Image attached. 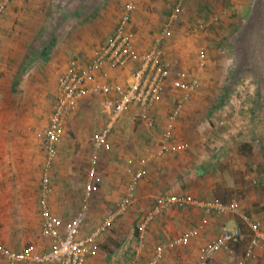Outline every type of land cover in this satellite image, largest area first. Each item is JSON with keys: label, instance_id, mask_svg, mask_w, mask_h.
Instances as JSON below:
<instances>
[{"label": "crops", "instance_id": "0c3cea01", "mask_svg": "<svg viewBox=\"0 0 264 264\" xmlns=\"http://www.w3.org/2000/svg\"><path fill=\"white\" fill-rule=\"evenodd\" d=\"M178 1L16 0L6 9L0 18L2 244L16 251L29 248L43 253L49 249V240L40 232L42 218L38 202L45 158L42 138L56 104L59 77L70 70L86 67L95 51L112 37L128 4L134 6L128 23L135 34L134 46L139 52L147 51L154 40L150 38V32L155 33V29L160 32ZM207 1L203 6L210 8L213 0ZM230 2L235 4L232 11L220 7L214 15L218 17V23L222 22L223 29L229 28L232 50L229 58L222 55L228 43L225 46L220 41L218 45V39L195 46L193 37L182 40L171 37L164 45L170 63L176 61L184 67L192 62L191 47L192 50L197 48L196 58L199 48H205V68L200 70L195 63V72L187 74L188 77L198 76L202 88L186 100L174 125L173 138L168 142L181 145L182 150L169 152L145 166L144 176L136 185L133 203L137 201L139 205V199L144 203L151 199L154 203L163 194L190 195L204 202L235 201L242 214L248 218L252 216V223L263 229L264 212L259 210H264V0ZM234 14L231 22L229 16ZM177 24L174 25L176 29ZM214 42L219 49H208ZM135 70V63H129L125 68L106 66L103 69L105 78L99 83L124 86L131 81ZM165 91L162 102L150 111L155 121L152 128L136 122V111L132 109L113 122L108 136L111 149L98 153L96 166V176L100 166V178L105 184L94 193L95 200L91 201L92 196H89L85 203L82 200L87 176L80 185V181L73 182L71 178L74 174L80 176L84 173L79 171L83 156L88 159L90 167L91 138L106 127L109 117L100 110L106 98L103 95H88L79 100L65 122L64 132L57 143L58 156L50 173L52 193L48 201L55 217L66 222L83 205L89 206L90 217L98 214L96 210L100 211L112 197L117 204L125 196L127 184L123 183L128 176L117 162L133 159L134 166L130 167L133 172L140 166L141 159L165 144L162 132L166 129L170 112L183 95L180 91L181 94L176 91V95L169 88ZM249 189L253 191L250 198L244 192ZM107 191L112 193L110 197L105 193ZM134 213V217L137 216L136 211ZM124 219L125 216L115 220L116 236L121 241L130 238L127 241L132 243V250L126 252V246L118 245L116 250L120 252L117 255L102 244L85 259V264H147L155 246L168 244L203 219L208 221L197 238L184 247L166 250L161 264H196L203 248L216 239L224 227L238 226L249 233L238 216L206 214L199 208L171 209L155 217L140 241L138 227L144 218L136 222L134 232L128 233L120 230ZM91 228L86 222L81 234L89 233ZM178 228L188 229L180 233ZM164 238L172 240L161 243ZM141 242L143 247L139 246ZM235 250L232 254L218 253L208 264H232L230 256H236ZM239 256L238 264H264V252L259 253L255 263L244 261L242 253ZM0 264L4 262L0 260Z\"/></svg>", "mask_w": 264, "mask_h": 264}, {"label": "built area", "instance_id": "2783aa9c", "mask_svg": "<svg viewBox=\"0 0 264 264\" xmlns=\"http://www.w3.org/2000/svg\"><path fill=\"white\" fill-rule=\"evenodd\" d=\"M15 1L0 0V18ZM187 1L177 2L152 45L144 52L137 51L134 46L135 34L128 27L134 6L128 4L112 37L95 51L86 67L81 70H70L59 77L56 85V104L42 138L45 158L38 202L42 218L40 232L43 238L49 240V249L43 253H36L29 248L16 251L0 242V260L4 264H85V259L98 250L100 240L114 221L126 213L133 204L135 186L143 178L145 166L169 152L182 150L181 145L168 144V142L173 138L174 125L182 114L186 100L202 88V82L198 76L188 77L187 74L178 72L174 85L183 95L170 112L166 129L162 132L165 144H162L155 153L139 161L140 166L132 172V177L127 183L126 194L116 204L115 211L105 215L94 229L82 235V228L88 219L85 205L81 206L77 213L66 222L55 217L50 210L48 201L52 193L50 173L58 156L57 143L64 132L65 122L76 109L80 99L88 95H103L106 98L102 101L100 110L109 117L106 127L91 138L93 154L87 170L83 203L94 189L98 153L111 149L108 136L113 122L132 109L136 111L134 119L136 122L148 128L154 126L155 121L150 111L162 101L166 85L173 72L172 64L166 58L164 45L172 37L173 27L179 22L183 5ZM212 20L215 23L218 17L214 16ZM129 63H135L136 70L128 84L122 86L99 83L100 79H104L106 75L103 72L104 67L125 68ZM196 63L200 70L205 68V48H199ZM126 164L127 167H133V159L129 158ZM186 208L203 209L206 214L238 216L249 230V233H245L238 226L224 227L221 234L203 248L196 264H208L220 252L232 254L239 246H243L244 261H253L259 253L264 252V228H257L246 215H243L237 202L222 203L219 200L204 202L190 195L165 194L157 197L139 224V240L144 239L145 230L156 216L166 210ZM205 221L203 219L200 224L185 231L168 244L155 246L147 264H161L166 250L184 247L191 240L196 239L203 230ZM139 246L143 247V243L141 242Z\"/></svg>", "mask_w": 264, "mask_h": 264}, {"label": "rangeland", "instance_id": "374dc122", "mask_svg": "<svg viewBox=\"0 0 264 264\" xmlns=\"http://www.w3.org/2000/svg\"><path fill=\"white\" fill-rule=\"evenodd\" d=\"M206 2H208V1L207 0H188L186 2L185 8L183 9V12H182V15H181V18H180V21L177 24L178 29L173 27L172 38H174V40H176V39L177 40H182L183 38L193 37V39L196 41L195 46H196V44L198 45L201 42H212L213 40L218 39V41L216 42V43H218V45H219L220 41H223L225 46H227V43H228V47H227V49L225 47L224 54H222V55L229 58L231 56V54H232L231 44L229 42L231 40L230 35H229V31H228L229 28H226V30L223 29V26L220 25V24H222V22L221 23H218V22L214 23V22H212V19H213L215 13L218 12V10H219L218 8L221 7L223 9H226V10L229 9V10L232 11L233 5H235V4L234 3L232 4L230 2V0H213V3L209 2L210 3V8H209L208 5H205V7L203 6V4H205ZM234 16H236V15L234 14L232 17H231V15L229 16V18L231 19V22L234 20ZM230 23H229V26L231 25ZM163 24H165V22ZM190 28L191 29H195V30L191 32ZM188 29H189V33H188ZM158 32H159V29H155V33L150 32V34H149L150 38H152V39L155 38L157 36ZM230 34H231V32H230ZM216 43L214 42L213 45L208 46V49H211V50L215 49V48L219 49V46L216 47ZM181 45H183V44H181ZM166 48H167V46L165 47L164 51H165L166 58L169 61L170 57L168 56V51H167ZM196 49L197 48L195 47L192 50V47H191V49L189 51L190 55H191L190 59H192V62L190 61L191 64L188 67L180 66V65L176 64V61H174V63H170V64H172V67L174 69H173L171 77H170V79H169V81H168V83L166 85L165 90H167L169 88L171 90H174V93L176 91L177 92L180 91V90L175 89L173 87V84H174L175 80L177 79L176 78V74L178 72L182 71V72H185V74H188V75H192L191 72H195L193 70V68L196 67L195 66V63H196L195 62V60H196L195 55H196V51H197ZM182 51H183V49H182ZM189 52H188V54H189ZM190 66H191V69L189 68ZM202 72L203 73H208L209 71H202ZM169 92H170V90H169ZM180 92H178V93L181 94ZM175 94L177 95V93H175ZM164 95H165V93H164ZM163 98H164V96H163ZM130 117H131V114L128 116V118H130ZM83 152H84V150H83ZM80 153L83 154L82 152H80ZM83 157H82V160L84 162L81 161V160L79 161V163H80L79 171L81 173L84 171V173L83 174H79L80 176H76V174H74L73 178H71V180L73 182L80 181V182H78L79 183L78 185L83 184L85 182V179H86V176H87L86 173H87V168H88V159L86 158V156H83ZM121 161L122 160L118 161L117 164H119V168L122 169V171H124V173H126L127 176H128V179L126 181H124V183H123L124 185H126L128 183V180L131 178L132 170H131L130 167H127V165H125L126 161L125 162L124 161L121 162ZM100 171H102V170H101V168L99 166V169H98L99 173L97 174V176H96V178L94 180V189H93L92 195H90V197L92 196L91 199H90L91 201L95 200V199H93L94 193L97 190H99V188H101V186H103L105 184V182L100 178L102 176V172L100 174ZM56 180L59 181V178H56ZM135 190H136V186H135ZM244 192H245V195L246 196L248 195V197L250 198L251 197V193L253 191L251 189H249V191L245 190ZM257 192H259V191H257ZM105 193L109 197L112 195V193H110V191H107ZM83 199H84V196H83ZM248 200H250V199H248ZM139 201H141V203L139 205H138V202L136 201L135 203H133L131 208H129L127 210L126 213H124L122 216L118 217V218H121V217L125 216V219L123 220L124 222L122 221V224H121V227H120L121 228L120 230L122 232H124V233H126V232L128 233L129 231L134 232V228H135L136 222L138 220H140L142 217L144 218L146 213L153 206V202H151V199L149 200L150 202L146 200L149 203L148 205H147V202L144 203V202H142L141 199H139ZM152 201H154V199ZM116 202H117V200L114 201V197H112V199L109 200V202H106L108 204L106 206L101 207L100 211L96 210V212L98 214L90 216L91 218L89 217V210L90 209H89V206H88V208H87L88 219H87L86 222L89 224L90 228L92 227L91 229H93L101 221V219L105 215L115 211ZM82 203H83V200H82ZM91 203H94V202H91ZM256 206L259 207L258 205H256ZM98 207H100V206H98ZM98 207H94V208L95 209L96 208L99 209ZM139 209H141V210H139ZM262 209H264V206L262 207ZM134 211H136V215H137L135 217L133 215ZM259 211L261 213L264 212V210L263 211L259 210ZM257 213H258V211L256 210V214ZM201 218L202 217H200V219ZM249 219H250V221H252L251 219H254V218H252V216H249ZM125 221H127V222H125ZM207 221H208V219H206V223H207ZM115 224H116V221H114L113 225L110 227L108 232L102 238L103 240L101 241V244H99V248L102 246V244H104V246H107L109 249H113V252H115V254H117V255L120 252L119 249L116 250L118 245L120 247H121V245L126 246L127 247L126 252L131 251L132 250V243H128L130 238L129 239L127 238L128 241L126 239H125V241H121L120 237L116 236V235H118L117 232H116L118 230V228L115 226ZM125 226H127V228ZM191 226L194 227L195 223L192 224ZM122 227H125V228H122ZM185 228L182 229V230L180 228H178L179 230H177V231L178 232H180V231L183 232V231L188 229V228L187 229H185ZM189 228H191V227H189ZM91 229H90V231H91ZM117 240H120L121 242H119ZM170 240H172V238L171 239H167V240L164 238V240L161 241V243H168ZM242 250H243L242 246L238 247L235 250L236 256L235 255L234 256H230V258L232 259V264H238V262L240 260V256L239 255L242 253ZM237 256H239V257L237 258ZM257 258L255 260H253L254 261L253 263H255ZM237 259H238V262H237ZM256 264H263V263L259 262V263H256Z\"/></svg>", "mask_w": 264, "mask_h": 264}]
</instances>
